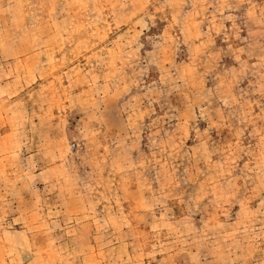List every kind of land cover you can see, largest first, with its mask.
Returning a JSON list of instances; mask_svg holds the SVG:
<instances>
[{
  "label": "rangeland",
  "instance_id": "obj_1",
  "mask_svg": "<svg viewBox=\"0 0 264 264\" xmlns=\"http://www.w3.org/2000/svg\"><path fill=\"white\" fill-rule=\"evenodd\" d=\"M0 264H264V0H0Z\"/></svg>",
  "mask_w": 264,
  "mask_h": 264
}]
</instances>
